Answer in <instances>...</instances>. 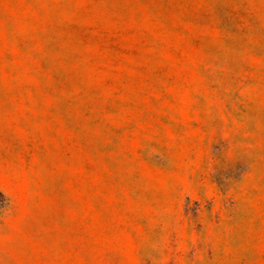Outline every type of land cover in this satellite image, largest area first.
<instances>
[{
    "label": "rangeland",
    "instance_id": "rangeland-1",
    "mask_svg": "<svg viewBox=\"0 0 264 264\" xmlns=\"http://www.w3.org/2000/svg\"><path fill=\"white\" fill-rule=\"evenodd\" d=\"M0 264H264V0H0Z\"/></svg>",
    "mask_w": 264,
    "mask_h": 264
}]
</instances>
